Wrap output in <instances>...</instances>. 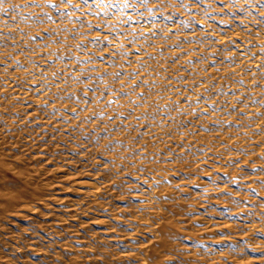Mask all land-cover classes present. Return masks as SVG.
Segmentation results:
<instances>
[{
	"label": "rangeland",
	"instance_id": "1",
	"mask_svg": "<svg viewBox=\"0 0 264 264\" xmlns=\"http://www.w3.org/2000/svg\"><path fill=\"white\" fill-rule=\"evenodd\" d=\"M129 2L4 0L0 264H264V0Z\"/></svg>",
	"mask_w": 264,
	"mask_h": 264
},
{
	"label": "snow or ice",
	"instance_id": "2",
	"mask_svg": "<svg viewBox=\"0 0 264 264\" xmlns=\"http://www.w3.org/2000/svg\"><path fill=\"white\" fill-rule=\"evenodd\" d=\"M3 3H4V0H0V12L8 11L7 9H5L3 7ZM45 3L47 5H49L52 9H55L57 11L60 10L61 5L63 4V5H67L69 8L76 9L77 11H81V12L83 11L84 7H88V14L93 13L91 6H89V4H88V0H82V5H78V4L73 3V0H60V3H56V2H54V0H45ZM151 3L159 6L161 3V0H151ZM178 3L180 4L181 7H187L186 5L183 4L182 0H178ZM139 4L143 7L149 8V10L151 11V8L149 7L150 0H139ZM28 6H29L28 4H25L23 6L11 5L10 9L13 11H15L17 9L22 10L23 8H27ZM35 7H40V5L35 4ZM133 7H134V5L132 3H130L129 0H95V15L97 17L101 16L102 14L104 16H107L109 14V10L127 9V8H133ZM223 7H227V5H224ZM45 15H47V13H45ZM67 15H68V17H71L72 13L68 12ZM261 15H264V12H262ZM48 18L51 19L50 16ZM83 23H84V21L81 20V24H83ZM105 26L106 25H101V24L95 25V27L97 29H100V30H103V28ZM107 26L109 28H111V25H107ZM88 27H89V29H91L93 27L91 22H88ZM33 39H35V37H33ZM104 39L106 40L107 37H104ZM93 42H100V38H93ZM108 43L110 44V43H112V41L109 40ZM76 47L80 48L81 45L77 44ZM258 67H260V66H258ZM137 74H138V72H137ZM109 103H111V101ZM258 103H259V101H258ZM262 106H264V105H262ZM262 171H264V169H262ZM262 184H264V180H262ZM237 203H239V202H237ZM221 212L223 215H227L228 209L227 208L222 209ZM261 215L264 216V213H261ZM255 235H257L259 239L264 240V229H260Z\"/></svg>",
	"mask_w": 264,
	"mask_h": 264
},
{
	"label": "bare ground",
	"instance_id": "3",
	"mask_svg": "<svg viewBox=\"0 0 264 264\" xmlns=\"http://www.w3.org/2000/svg\"><path fill=\"white\" fill-rule=\"evenodd\" d=\"M236 2H238V1H236ZM236 4V3H235ZM262 44H264V41L262 42ZM113 45L115 46L116 45V43H113ZM138 54L139 55H142V52H138ZM138 54H136V55H138ZM241 55H243V54H241ZM142 56H140V58H141ZM145 57V56H144ZM243 57V56H242ZM246 57H248V56H246ZM245 57V58H246ZM143 58V57H142ZM251 58V57H250ZM246 60V59H245ZM247 61V60H246ZM249 62H251L250 60H248ZM247 61V62H248ZM253 61V60H252ZM245 62V61H244ZM253 63H254V61H253ZM248 64V63H247ZM16 93V92H15ZM158 180H160V177H158V176H154L152 179H151V181H158ZM159 183V182H158ZM150 200V199H149ZM74 205V204H73ZM15 208V207H14Z\"/></svg>",
	"mask_w": 264,
	"mask_h": 264
}]
</instances>
